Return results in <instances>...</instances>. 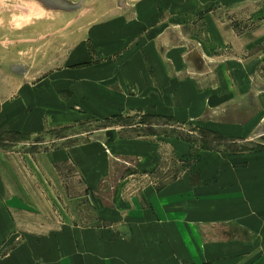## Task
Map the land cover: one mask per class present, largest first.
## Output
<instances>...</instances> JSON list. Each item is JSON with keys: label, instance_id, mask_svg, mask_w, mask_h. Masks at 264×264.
Wrapping results in <instances>:
<instances>
[{"label": "crops", "instance_id": "obj_1", "mask_svg": "<svg viewBox=\"0 0 264 264\" xmlns=\"http://www.w3.org/2000/svg\"><path fill=\"white\" fill-rule=\"evenodd\" d=\"M263 51L253 52L246 61L250 63L237 64L225 62L226 56L220 61L208 54L206 61L198 60L201 55L192 60L185 49L156 45L154 49L101 50L110 56L92 64V56L99 57L98 51L77 49L67 65L59 69L61 75L55 74V68L46 75L51 93L44 108L48 114H62L60 105L64 108L60 127L85 118L102 120L143 110L195 123L227 137L243 138L256 132L264 119V96L258 92L264 89V81L257 79L256 88L249 81L248 85L243 82L255 76L253 64L262 63ZM80 64L85 66L75 67ZM0 85L15 83L7 78L0 80ZM65 87H70L72 94L67 103L60 101L56 93V89ZM16 90L15 95H7L6 89L0 87V127L19 133H41L48 125L47 116L34 105H27L22 96L12 99ZM150 135L140 141L110 137L113 144L138 152H146L149 147L160 150L162 140H166L175 145L176 154H182L184 143L178 139ZM100 142L37 152L25 158L32 159L36 169L43 171L45 166L57 177V166L72 162L93 197L104 175L100 166H90L89 160L101 153ZM14 153L0 150V264H252L259 256L251 253L252 245L261 244L256 237L257 226L250 228L254 238L249 240L246 223L230 227L227 235L208 238L204 233L195 240L188 228L194 224L195 215L214 213L200 210L201 205L221 206L210 201L211 197L201 203L196 200L199 194L214 196L241 188L242 183L250 186L246 182L253 177L252 182L259 184L255 201L262 200L260 159L208 152L199 164L202 171L168 181L165 177L161 183L160 176L154 178L159 166L150 170L143 167L147 173L139 181L143 182L141 194L138 190L126 194L127 190L116 188L112 194L117 200L110 204L107 196H102L98 203L94 201L98 225L84 227L79 216L65 207L66 201H71L66 189L50 191L47 187L53 184L43 174L39 177L43 190L37 180L23 174ZM145 154L151 156L150 152ZM27 170L33 178L37 176L34 170ZM123 207L126 213L119 212Z\"/></svg>", "mask_w": 264, "mask_h": 264}, {"label": "rangeland", "instance_id": "obj_2", "mask_svg": "<svg viewBox=\"0 0 264 264\" xmlns=\"http://www.w3.org/2000/svg\"><path fill=\"white\" fill-rule=\"evenodd\" d=\"M156 45L163 49H185L192 60L201 55L198 60L206 61L208 54L220 61L226 56L224 61L227 63L230 60L231 63L248 64L250 62L246 61L253 52L264 50V0H0V80L11 78L15 83L0 87L6 89L7 95H15L17 89L12 99L22 96L27 105H34L48 120L46 128L34 134L1 126L0 150L15 152L23 174L29 180H37L43 190L39 179L43 174L53 184L47 187L50 191L66 189L71 201H66L65 207L79 216L84 227L98 225L94 201L98 203L102 196H107L110 204L117 200L112 194L116 188L127 190L126 194L133 190L141 194L143 182L139 181H143L147 173L143 167L150 170L154 165L159 166L154 178L160 176L158 183H161L165 177L168 181L191 171H202V164H199L208 152L260 159L262 200L255 201L259 184L252 182L253 177L246 182L250 186L242 183L241 188L214 196L212 193L199 194L196 200L201 203L211 197L210 201L221 206L201 205L200 210H213L214 213L195 215L194 224H190L188 230L194 240L204 233L208 238H217L227 235L230 227L246 223L249 240L254 238L250 228L257 226L256 237L261 244L252 245L251 253L259 255L252 264H264V119L256 132L243 138H232L195 123L178 122L143 110L126 111L102 120L85 118L60 127L65 117L64 108L60 105L62 114L56 110L48 114L44 108L51 93L46 85V75L54 68L55 74L61 75L59 69L67 65L73 51L88 49L92 53L96 49L99 57L92 56V64H95L110 56L101 50L154 49ZM78 66L85 65L75 67ZM31 68L35 70L31 71ZM255 69V76L247 77L244 85L249 81L256 88L257 79L264 81V51L262 63L253 64ZM258 92L264 96V89ZM56 93L65 103L72 97L70 87L56 89ZM62 105L78 111L76 107ZM151 133L184 143L182 154H176L175 145L166 140H162L160 150L149 147L146 152H138L113 144L110 137L116 135L120 139L140 141L139 138H147ZM92 141H102V151L89 160L90 166H100L104 175L101 185L94 188L96 194L93 193V197L72 162L57 166V177L45 166L43 171L36 169L34 161L25 158L28 154L68 149ZM148 152L150 157L145 154ZM28 168L36 172L35 178ZM119 212L126 213L127 210L123 207ZM181 231L176 230L177 233Z\"/></svg>", "mask_w": 264, "mask_h": 264}]
</instances>
